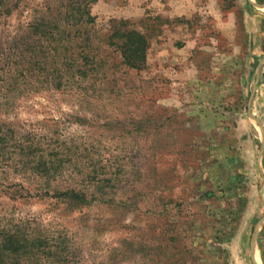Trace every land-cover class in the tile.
I'll list each match as a JSON object with an SVG mask.
<instances>
[{"label": "rangeland", "instance_id": "obj_1", "mask_svg": "<svg viewBox=\"0 0 264 264\" xmlns=\"http://www.w3.org/2000/svg\"><path fill=\"white\" fill-rule=\"evenodd\" d=\"M65 3L0 0V236L28 243L9 261L264 264V0H98L85 76ZM119 18L140 70L103 35Z\"/></svg>", "mask_w": 264, "mask_h": 264}, {"label": "trees", "instance_id": "obj_2", "mask_svg": "<svg viewBox=\"0 0 264 264\" xmlns=\"http://www.w3.org/2000/svg\"><path fill=\"white\" fill-rule=\"evenodd\" d=\"M98 0H66L63 6L58 9L57 19L55 20V30L60 35L64 36L65 40L69 42H75L74 49L76 55L78 49L82 59L79 63L76 62V58L70 62L71 68L77 67V71L80 76H85L84 73L90 71H100L105 62L97 60L96 57H89L86 54V49L90 48L95 50L93 40L97 38L95 32V16L91 13V6ZM32 25V24H31ZM50 25H54L46 18H42L36 21L32 25L34 34L36 31L39 33V38L44 40L53 36V29ZM107 44L118 52L121 62L128 68L140 70L144 68L146 62V54L148 41L145 34L141 31L131 27V23L128 19H113L110 22V26L106 32H104ZM54 38V37H53ZM65 51L68 53L69 48L66 47ZM60 195L67 202H77L78 204H84L87 200L84 194L75 192L74 190H67ZM17 233L11 231H5L0 236V264H16L10 262L7 255L17 257L21 248H27V239L20 238ZM18 264V263H17Z\"/></svg>", "mask_w": 264, "mask_h": 264}, {"label": "crops", "instance_id": "obj_3", "mask_svg": "<svg viewBox=\"0 0 264 264\" xmlns=\"http://www.w3.org/2000/svg\"><path fill=\"white\" fill-rule=\"evenodd\" d=\"M264 89V88H263ZM261 93L263 94L264 93V91H261Z\"/></svg>", "mask_w": 264, "mask_h": 264}]
</instances>
